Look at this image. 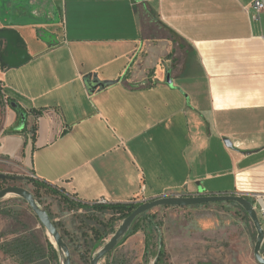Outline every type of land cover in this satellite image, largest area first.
I'll use <instances>...</instances> for the list:
<instances>
[{"label": "crops", "instance_id": "0c3cea01", "mask_svg": "<svg viewBox=\"0 0 264 264\" xmlns=\"http://www.w3.org/2000/svg\"><path fill=\"white\" fill-rule=\"evenodd\" d=\"M255 1L0 0V30H15L30 56L0 62V163L83 204L264 197ZM149 15L182 40L181 61L147 36ZM88 76L112 84L89 94Z\"/></svg>", "mask_w": 264, "mask_h": 264}, {"label": "rangeland", "instance_id": "374dc122", "mask_svg": "<svg viewBox=\"0 0 264 264\" xmlns=\"http://www.w3.org/2000/svg\"><path fill=\"white\" fill-rule=\"evenodd\" d=\"M145 24L147 36L171 42L176 60L181 61L184 50L182 40L163 26L156 28L155 15L147 16ZM0 173L11 177L5 183L0 180V190L25 188L49 213L70 249L71 264H91V258L123 222L109 211L96 210L95 204L76 201L60 187L35 186L32 181L36 180L8 164L0 163ZM15 177H24L25 180ZM147 215L161 224L160 231L155 235L163 237L166 250L164 264H258L254 256L257 231L247 213L237 204L225 202L193 208L158 207ZM147 217L137 222L138 231L133 236L109 254L110 264H153L152 257H145ZM97 229L101 235H106L103 246L98 250L94 246ZM20 238H29L42 250L34 254L33 263L28 259L30 251L5 250ZM48 241L54 243L24 199L10 194L0 200V264H63L64 255L55 243L58 257L47 251ZM157 249L155 244L151 248L152 255ZM262 254L264 256V246ZM105 263L106 259L102 264Z\"/></svg>", "mask_w": 264, "mask_h": 264}, {"label": "water", "instance_id": "95a60500", "mask_svg": "<svg viewBox=\"0 0 264 264\" xmlns=\"http://www.w3.org/2000/svg\"><path fill=\"white\" fill-rule=\"evenodd\" d=\"M30 56L25 48V44L15 30L1 29L0 30V62L3 68H18L27 64ZM168 83L172 85V81L168 77ZM87 91L93 94L97 89H103L111 82H100L93 79L92 76L85 78ZM16 109V105L12 104ZM21 115L24 113L20 112ZM23 120V121H24ZM228 147H232L228 139L224 140ZM252 152H244L250 155ZM11 177L7 174L0 173V180L5 181ZM18 180H25L24 177H15ZM14 194L24 199L35 216L40 221L41 225L46 229L49 235L53 238L55 245L63 253V264H71L70 249L66 244L62 234L49 213L38 203L34 195L27 189L22 187H7L0 190V200L4 199L7 195ZM234 203L239 205L249 216L257 231V241L254 248V256L258 264H264V256L262 248L264 246V228L260 221L258 212L254 204L244 195L241 194H224V195H208L200 193L199 195L190 196H163L156 199L148 200L139 203V206L129 215L120 225L118 230L114 233L111 239L91 258V264H102L106 257L111 254L124 239L136 219L151 210L158 207H172V208H193L213 203ZM52 242V244H54Z\"/></svg>", "mask_w": 264, "mask_h": 264}, {"label": "trees", "instance_id": "16d2710c", "mask_svg": "<svg viewBox=\"0 0 264 264\" xmlns=\"http://www.w3.org/2000/svg\"><path fill=\"white\" fill-rule=\"evenodd\" d=\"M2 99H3V94H2V87L0 85V105L2 104ZM8 103L10 105L15 104V103L11 102L10 100H8ZM17 110H20V112H21V109H19L18 105H16V111ZM32 133H33L32 140H34L35 139V129L32 130ZM32 182L35 186L48 187V185L46 183H41L38 181H32ZM2 183H5V182L2 181ZM248 199L254 204V201L252 199H250V198H248ZM95 205H96L95 206L96 210H99L100 212L109 211V212L113 213V217L118 216L119 220L124 221L139 206V203H115V204H95ZM147 216L148 215L146 213V214H144V215H142L136 219V221L133 223L132 227L130 228V230L128 231V233L124 237V239L121 241L120 245L125 243L127 239H129L131 236H133L138 231V227L136 225L137 222L142 217H147ZM160 228H161L160 223L156 222L154 218H148L147 217V228L145 229V235H146L145 257H146V259H149L152 257L151 260H152L153 264H164L165 260H166V250H165V245L163 242V237H162V235H160L159 237H156L157 235H155L156 232L158 233L160 231ZM99 232H100L99 229L95 230L96 240H95L94 246H95L96 250L100 249L103 246L104 239L106 236V235H101ZM112 233H114V231H112ZM63 238H64V236H63ZM156 239H157V243H155ZM64 240H65V238H64ZM155 244H157L158 249H157V252L154 255H152L151 248ZM9 246H10V248L5 249L6 251H19V252H21V251L29 252L30 251V252H32V253H28V255H29L28 259H29L30 263H33V262H31V260L33 261V259H35L34 254L35 253L39 254V253H37V251H42L32 240H29V238L17 239L13 243H11ZM6 247H8V245H6ZM47 251L52 252V254H54L56 257H58L57 250L55 249L54 245L49 241H48V245H47ZM109 257H110V255L106 257V263L105 264H110L109 263Z\"/></svg>", "mask_w": 264, "mask_h": 264}, {"label": "built area", "instance_id": "2783aa9c", "mask_svg": "<svg viewBox=\"0 0 264 264\" xmlns=\"http://www.w3.org/2000/svg\"><path fill=\"white\" fill-rule=\"evenodd\" d=\"M252 8H254L256 10V15L253 16V19L259 20L260 13H262L264 11V3L261 0H256L252 4ZM6 103L9 104L8 100H6ZM167 196H179V195H167ZM253 201H254V206L258 212L260 221L262 223V226L264 228V197L257 195L255 197V200H253ZM98 204H107V203H106V201H100Z\"/></svg>", "mask_w": 264, "mask_h": 264}]
</instances>
